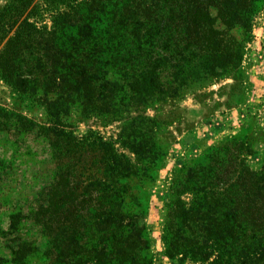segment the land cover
Wrapping results in <instances>:
<instances>
[{
  "label": "trees",
  "instance_id": "16d2710c",
  "mask_svg": "<svg viewBox=\"0 0 264 264\" xmlns=\"http://www.w3.org/2000/svg\"><path fill=\"white\" fill-rule=\"evenodd\" d=\"M257 5V0L0 5V79L22 101L20 110L25 101L38 103L50 117L37 124L22 110L1 108L0 116L16 112V118H0V131L16 139L41 138L55 161L51 180L28 208L11 212L0 226L12 264H24L35 245L21 234L26 223L43 237L50 264L69 257L73 264H106L122 253L126 258L119 264L126 259L142 264L145 227L136 221L143 214L118 196L130 161L97 131L75 135L69 117L122 121L125 144L137 154L145 140L135 122L152 131L153 120L142 114L130 118L129 110L179 100L212 79L235 74ZM46 13L50 24L36 20ZM130 125L132 131L124 130ZM250 152L243 141H226L207 164L175 177L164 228L169 256L201 264H264V166L251 169L244 159ZM186 194L188 203L181 199ZM131 214L134 221L124 225ZM127 227L131 232L122 240Z\"/></svg>",
  "mask_w": 264,
  "mask_h": 264
},
{
  "label": "rangeland",
  "instance_id": "374dc122",
  "mask_svg": "<svg viewBox=\"0 0 264 264\" xmlns=\"http://www.w3.org/2000/svg\"><path fill=\"white\" fill-rule=\"evenodd\" d=\"M6 2L0 0V5ZM35 2L37 7L43 5V0ZM257 4L249 39L244 42L241 62L235 74L212 79L204 88L187 93L179 100H165L144 109L137 105L129 110L130 118H138L142 114L153 120L152 131L142 130L140 121L135 122L138 125L134 130L144 135L142 142L145 140L137 154L125 144L127 135L122 131V121L103 124L94 117L82 120L76 114L69 117L71 131L75 135L97 131L105 140H110L118 154L130 161V175L119 181L121 189L118 196L128 202L127 208L143 214L136 221L145 227L142 239L146 241V248L139 252L142 264H201L181 255L171 257L167 253L164 228L175 177L207 164L209 156L221 144L233 139L249 145L251 152L244 159L251 169L259 170L264 166V0H257ZM36 20L50 24L47 13L41 18L37 16ZM234 33L242 37L240 30H234ZM21 102L15 100V93L0 79V109L20 110ZM27 102L20 110L22 116L33 119L37 124H44L46 118H50L44 106ZM15 116L16 112H8L7 117L2 115L0 118ZM131 127L124 130L132 131ZM54 164L49 148L41 138L20 134L16 139L15 134L7 135L0 131V226L5 227L11 212L28 208L43 184L51 180ZM190 198L188 194L181 196L185 203ZM133 221L132 215V219L123 220V224L130 225ZM22 226V236L35 241L24 264H50L43 237L32 230L29 223ZM130 232L127 227L121 239L126 240ZM5 238L8 236L0 237V264H12L13 251L6 246ZM124 258L122 253L106 264H119L117 260ZM64 264H73L70 257ZM125 264H130L127 259Z\"/></svg>",
  "mask_w": 264,
  "mask_h": 264
}]
</instances>
